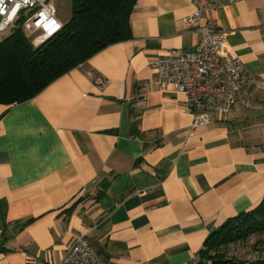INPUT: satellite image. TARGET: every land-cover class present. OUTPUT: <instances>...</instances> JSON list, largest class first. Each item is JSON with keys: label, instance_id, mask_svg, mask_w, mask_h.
Segmentation results:
<instances>
[{"label": "crops", "instance_id": "0c3cea01", "mask_svg": "<svg viewBox=\"0 0 264 264\" xmlns=\"http://www.w3.org/2000/svg\"><path fill=\"white\" fill-rule=\"evenodd\" d=\"M207 20L245 63L243 95L192 128L151 62L191 51ZM130 25L32 99L0 103V264H58L81 236L106 264H197L263 201L264 0H137Z\"/></svg>", "mask_w": 264, "mask_h": 264}, {"label": "trees", "instance_id": "16d2710c", "mask_svg": "<svg viewBox=\"0 0 264 264\" xmlns=\"http://www.w3.org/2000/svg\"><path fill=\"white\" fill-rule=\"evenodd\" d=\"M136 2L73 0L71 17L62 20V30L37 47L23 26L12 28L0 41V103L28 101L104 48L132 38L130 17ZM263 233L264 199L214 230L197 264H246L226 248Z\"/></svg>", "mask_w": 264, "mask_h": 264}, {"label": "built area", "instance_id": "2783aa9c", "mask_svg": "<svg viewBox=\"0 0 264 264\" xmlns=\"http://www.w3.org/2000/svg\"><path fill=\"white\" fill-rule=\"evenodd\" d=\"M57 0H0V33L15 23L30 33L40 32L47 40L58 34L63 21L58 17ZM199 12L186 18L187 25L199 19ZM200 40L187 52L171 50L151 62L159 89L173 86L187 96L186 111L194 117L192 128L211 122V114L225 115L241 100L245 63L240 57L221 54L227 33L212 20L200 24ZM102 83L101 76H94ZM58 264H106L85 236L70 246Z\"/></svg>", "mask_w": 264, "mask_h": 264}, {"label": "rangeland", "instance_id": "374dc122", "mask_svg": "<svg viewBox=\"0 0 264 264\" xmlns=\"http://www.w3.org/2000/svg\"><path fill=\"white\" fill-rule=\"evenodd\" d=\"M72 1L73 0H57L58 17L61 20H68L71 17ZM17 26L18 25L15 23L9 30L0 33V41L10 34L12 28ZM26 32L31 43L35 47L41 45L46 39L40 32L33 34L28 31ZM226 251L229 255H235L243 260L264 259V233L253 235L245 242L231 244L226 248Z\"/></svg>", "mask_w": 264, "mask_h": 264}, {"label": "water", "instance_id": "95a60500", "mask_svg": "<svg viewBox=\"0 0 264 264\" xmlns=\"http://www.w3.org/2000/svg\"><path fill=\"white\" fill-rule=\"evenodd\" d=\"M247 264H264V261H254Z\"/></svg>", "mask_w": 264, "mask_h": 264}]
</instances>
